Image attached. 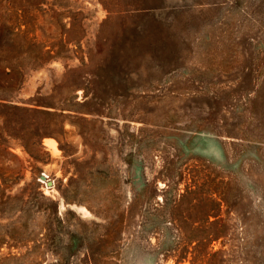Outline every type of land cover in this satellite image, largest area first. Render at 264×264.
Masks as SVG:
<instances>
[{"label":"rangeland","instance_id":"374dc122","mask_svg":"<svg viewBox=\"0 0 264 264\" xmlns=\"http://www.w3.org/2000/svg\"><path fill=\"white\" fill-rule=\"evenodd\" d=\"M0 264H264V0H0Z\"/></svg>","mask_w":264,"mask_h":264},{"label":"water","instance_id":"95a60500","mask_svg":"<svg viewBox=\"0 0 264 264\" xmlns=\"http://www.w3.org/2000/svg\"><path fill=\"white\" fill-rule=\"evenodd\" d=\"M40 179L45 180L44 176H41ZM48 184L50 185L51 183L49 182Z\"/></svg>","mask_w":264,"mask_h":264}]
</instances>
